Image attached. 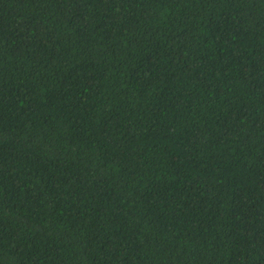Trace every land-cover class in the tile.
<instances>
[{"label":"trees","instance_id":"1","mask_svg":"<svg viewBox=\"0 0 264 264\" xmlns=\"http://www.w3.org/2000/svg\"><path fill=\"white\" fill-rule=\"evenodd\" d=\"M0 264H264V0H0Z\"/></svg>","mask_w":264,"mask_h":264}]
</instances>
